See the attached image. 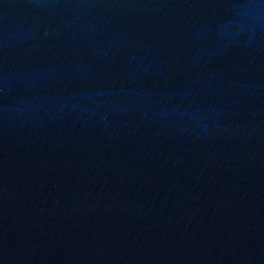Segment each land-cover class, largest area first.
I'll return each mask as SVG.
<instances>
[{
	"label": "water",
	"instance_id": "1",
	"mask_svg": "<svg viewBox=\"0 0 264 264\" xmlns=\"http://www.w3.org/2000/svg\"><path fill=\"white\" fill-rule=\"evenodd\" d=\"M0 264H264V0H0Z\"/></svg>",
	"mask_w": 264,
	"mask_h": 264
}]
</instances>
